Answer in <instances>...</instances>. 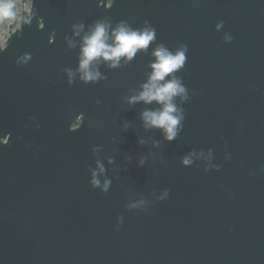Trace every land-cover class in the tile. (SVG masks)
<instances>
[{
	"label": "water",
	"instance_id": "water-1",
	"mask_svg": "<svg viewBox=\"0 0 264 264\" xmlns=\"http://www.w3.org/2000/svg\"><path fill=\"white\" fill-rule=\"evenodd\" d=\"M29 11L0 47V264H264V0H32ZM100 19L150 22L156 40L85 84L80 43ZM159 43L187 46L173 141L143 126L158 105L126 100Z\"/></svg>",
	"mask_w": 264,
	"mask_h": 264
},
{
	"label": "clouds",
	"instance_id": "clouds-1",
	"mask_svg": "<svg viewBox=\"0 0 264 264\" xmlns=\"http://www.w3.org/2000/svg\"><path fill=\"white\" fill-rule=\"evenodd\" d=\"M14 5L10 0H0V15L11 17L14 15ZM218 24L217 27L222 25ZM143 28H133L126 21H120L115 26L110 21L100 19L91 24L88 31L83 35L80 43L78 72L80 79L85 83L97 82L106 79L98 69L100 63H106L110 68H118L123 64H129L140 51L147 52L150 45L156 40V29L145 22ZM83 23L74 24V34L80 36ZM231 39V37H227ZM70 45L74 46L70 41ZM187 46L181 45L176 50L159 43L151 52L154 59L150 62L151 71L147 78L141 83L134 94L126 97L127 103L156 104L158 107L145 108L141 112V120L145 129H159L164 138L173 141L177 138L183 128L185 112L177 98L181 101L190 99L188 88L182 78L177 75L186 63ZM69 76L73 75L71 69H67ZM72 82L71 80L69 81ZM129 125L125 123L124 127ZM139 143H144L143 139ZM158 143V142H157ZM195 153L185 155L181 159L183 165L193 163L192 156ZM145 159H140L143 166ZM101 172L104 170L100 165ZM93 171L92 186L97 187L100 180ZM111 181L104 182L103 190L107 192ZM168 192L165 190L164 195Z\"/></svg>",
	"mask_w": 264,
	"mask_h": 264
},
{
	"label": "rangeland",
	"instance_id": "rangeland-1",
	"mask_svg": "<svg viewBox=\"0 0 264 264\" xmlns=\"http://www.w3.org/2000/svg\"><path fill=\"white\" fill-rule=\"evenodd\" d=\"M14 5V15L4 17L0 15V47H4L10 33L20 27L21 14L24 11L30 12L32 0H10Z\"/></svg>",
	"mask_w": 264,
	"mask_h": 264
}]
</instances>
